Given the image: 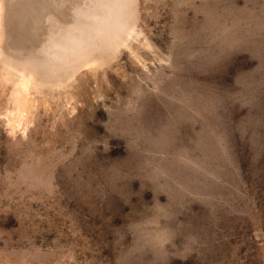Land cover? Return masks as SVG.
<instances>
[{"label":"rangeland","instance_id":"1","mask_svg":"<svg viewBox=\"0 0 264 264\" xmlns=\"http://www.w3.org/2000/svg\"><path fill=\"white\" fill-rule=\"evenodd\" d=\"M120 1L0 0V264H264V0Z\"/></svg>","mask_w":264,"mask_h":264},{"label":"bare ground","instance_id":"2","mask_svg":"<svg viewBox=\"0 0 264 264\" xmlns=\"http://www.w3.org/2000/svg\"><path fill=\"white\" fill-rule=\"evenodd\" d=\"M129 0H122L119 4L118 15H114L109 12L105 18H101V24L104 28H107V34L111 40L116 42L117 40H123V36L130 29L131 21V10L129 7ZM100 19V18H99ZM26 82V81H25ZM27 88L25 84H22L21 89L18 90L15 102H17V108L15 112H10L6 117V122L10 130L16 133L17 129H27L26 120L29 110L32 108L31 104L28 102L25 92ZM28 121V120H27ZM29 124V123H28ZM21 131V130H20ZM26 131V130H25ZM23 131V132H25ZM18 132V131H17Z\"/></svg>","mask_w":264,"mask_h":264}]
</instances>
